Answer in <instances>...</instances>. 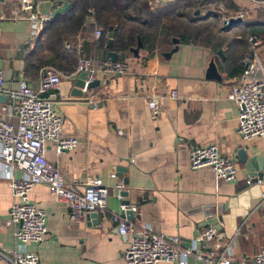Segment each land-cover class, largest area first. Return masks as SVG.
Segmentation results:
<instances>
[{
	"label": "crops",
	"instance_id": "crops-1",
	"mask_svg": "<svg viewBox=\"0 0 264 264\" xmlns=\"http://www.w3.org/2000/svg\"><path fill=\"white\" fill-rule=\"evenodd\" d=\"M157 1L166 5L176 0ZM194 1L199 14L221 5L223 14H227L220 18L221 26L227 18L243 16L242 24L227 29L225 37H236L243 27L249 36L264 30V0H218L214 4ZM202 1L207 4L200 6ZM35 2L39 14L42 2L53 5L51 12L64 3L67 9L71 6L69 0ZM206 7L211 9L205 11ZM0 14L4 18L0 69L6 77L5 85L15 88L22 75L31 87L37 88L39 81L30 82L24 77L23 64L35 49L38 36L33 34L26 15L18 11V0H3ZM92 21V17L86 18L84 28H89ZM95 39L92 32L83 30L73 44L98 69L113 51L107 46L99 48ZM257 39L262 54L264 44ZM170 43L174 48L172 40ZM220 50L221 53L180 42L177 52L165 59L162 55L170 51L148 53L141 49L138 58L131 53L123 62L128 65L125 75L99 80L97 88L82 90V97L71 95L78 74L61 75L55 103L64 121L61 138H74L78 143L75 149L57 154L55 144L47 142L45 157L78 193L84 191L87 179L102 180L110 190L107 212L74 222L67 207L50 202L48 188L37 185L30 193V202L46 212L47 234L42 243L23 247L16 241V227L5 225L14 199L0 169V252H36L41 264H126L123 253L130 237L118 235L111 215L119 213L122 201H128L137 206L134 226L148 224L155 233L179 237L185 244L194 241L206 225L219 221L227 230L237 232L232 247L235 262H250L254 253L264 249V201L261 186L245 183L251 178L243 173L236 154L247 146L249 156L260 153L264 158V138L246 142L239 138L237 108L226 94L240 77L244 53L224 46ZM212 60L220 80L206 77ZM172 91L177 92L176 99L170 98ZM151 96L158 98L156 119L147 106ZM210 145L232 160L237 170L235 180L214 183L210 169L191 170L190 151ZM119 167L126 169L123 178L127 186L117 176ZM124 192L127 198L119 194ZM228 237L229 233L224 232L222 243ZM0 264H7V260L0 257ZM187 264L201 263L190 258Z\"/></svg>",
	"mask_w": 264,
	"mask_h": 264
},
{
	"label": "built area",
	"instance_id": "built-area-1",
	"mask_svg": "<svg viewBox=\"0 0 264 264\" xmlns=\"http://www.w3.org/2000/svg\"><path fill=\"white\" fill-rule=\"evenodd\" d=\"M2 5L3 0H0V7ZM18 11L26 15L35 36L50 20V16L37 13L35 0H18ZM212 12L224 13L221 5ZM89 13L92 14V10ZM242 17L241 14L236 16ZM3 21L0 14V31ZM94 36L98 39L101 31L95 30ZM247 40L250 50L240 60V77L226 94L236 105V130L243 142L264 138V62L258 52L259 40L255 36H249ZM127 70V64L109 60L94 69L90 59L81 58L76 73L86 74L85 92L88 84L109 76H123ZM60 85L61 74L46 68L39 74L37 88L31 87L22 75L15 88L6 87L0 69V97L5 98V103L0 102V169L1 176L9 182L14 199L5 225L16 227V241L23 247L42 243L47 234L46 212L30 202V193L37 185H45L50 202L64 204L74 222L85 221L92 213L107 212L110 190L102 180L87 179L83 183L84 191L78 193L45 157L47 142L55 144L57 154L75 149L78 143L74 138H61L64 121L55 108ZM177 97V92L170 93L171 99ZM147 106L151 117L156 119L159 115L157 96H151ZM189 160L191 170L210 169L214 183L236 179V166L214 145L193 148ZM249 182L247 179L245 183ZM256 184L262 187L261 200L264 201V170ZM129 211L135 213L137 206L122 201L119 213L111 215L118 235L124 239L130 237L123 253L126 264H187L190 258L201 264H245L243 260L235 262L232 257L233 238L237 232L227 230L217 220L215 225H206L194 241L185 244L179 237L155 233L148 224L134 226L122 217ZM226 231L229 240L222 243ZM0 257L6 259L7 264H41L36 252H0ZM249 264H264V249L254 253Z\"/></svg>",
	"mask_w": 264,
	"mask_h": 264
},
{
	"label": "trees",
	"instance_id": "trees-1",
	"mask_svg": "<svg viewBox=\"0 0 264 264\" xmlns=\"http://www.w3.org/2000/svg\"><path fill=\"white\" fill-rule=\"evenodd\" d=\"M69 1L71 6L64 13L46 23L35 41V49L24 61L23 74L30 82L39 81L43 68L55 70L64 77L74 75L79 60L86 58L82 49L73 44L83 30L93 34L97 29L101 31V36L95 39L99 48H105L112 40L111 51L119 55L117 62L122 63L131 56L138 41L148 53L171 51L173 38L182 44L211 48L214 52H220L223 46L229 51L239 49L244 54L250 50L247 29L241 28L236 37H225L227 29L222 30L220 18L227 14L195 15L198 5L194 0H176L166 5H155L156 0ZM206 1L208 4L218 2ZM207 3L202 1L200 6ZM88 17H92V25L84 28ZM255 37L262 40L264 30Z\"/></svg>",
	"mask_w": 264,
	"mask_h": 264
},
{
	"label": "water",
	"instance_id": "water-1",
	"mask_svg": "<svg viewBox=\"0 0 264 264\" xmlns=\"http://www.w3.org/2000/svg\"><path fill=\"white\" fill-rule=\"evenodd\" d=\"M53 5L49 2H42L39 6V12L41 14L44 15H48L51 18L55 17L57 14H61L64 13L67 10V4L64 3L63 6L60 9H57L53 12H51ZM199 11L195 12V15H198ZM222 26V30L225 29H230L233 28L237 25H241V19L239 18H227L225 19ZM172 43L174 45V48L168 52V53H164L162 55L163 58L165 59H169L175 52H177L178 50V46L180 41L178 39H172ZM107 48L109 50H111L112 48V40H109L107 43ZM142 49V45L141 42L138 41L137 47L131 50V53L133 55V57L138 58L139 57V51ZM107 59L111 62H117L118 61V55L114 52H109L107 54ZM206 77L207 79L211 78V79H216V80H220V77L218 76L217 70H216V66L212 61H210V63L208 64V68L206 70ZM85 80H86V74L85 73H81L78 75L77 80L75 81L74 84V89L71 92V95L76 96V97H82L83 93L81 92L84 87H85ZM100 85L99 81H94L90 84L87 85L86 90H92L97 88ZM0 102L5 103V98L4 97H0ZM247 150H249V148L243 147L242 149H239L237 151L236 154V159L239 162V164L243 167V173L245 174L246 177L251 178L250 182L251 183H256V181L260 180L261 176H262V172L264 170V158L262 156V154L258 153L252 156H249L247 153ZM116 172L118 173V177L122 178V182H123V186L124 185H128V181L127 179L123 178V174L126 172L125 168L119 167L117 168ZM121 196H123L124 198L128 197V193L124 192V193H119ZM125 204H129L128 201H124ZM93 218V217H97L96 213H92L90 214L88 218ZM123 218L127 219L128 221L132 222L133 218H134V213L133 212H127L124 215H122Z\"/></svg>",
	"mask_w": 264,
	"mask_h": 264
},
{
	"label": "rangeland",
	"instance_id": "rangeland-1",
	"mask_svg": "<svg viewBox=\"0 0 264 264\" xmlns=\"http://www.w3.org/2000/svg\"><path fill=\"white\" fill-rule=\"evenodd\" d=\"M206 8H207V9H206ZM206 8H205V9H206L205 11L211 9L210 7H209V8L206 7ZM258 52H259V50H258ZM260 53H261V52H259V54H260ZM259 56H260L261 60H263V62H264V53L262 52V54H260ZM3 76H4V78H6L5 75H3ZM246 264H249V261H248Z\"/></svg>",
	"mask_w": 264,
	"mask_h": 264
}]
</instances>
